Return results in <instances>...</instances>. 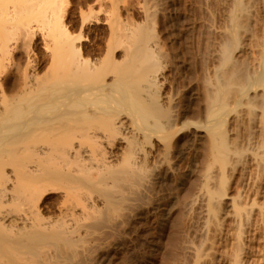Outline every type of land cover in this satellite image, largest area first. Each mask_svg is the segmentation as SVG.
<instances>
[{
    "label": "bare ground",
    "instance_id": "6f19581e",
    "mask_svg": "<svg viewBox=\"0 0 264 264\" xmlns=\"http://www.w3.org/2000/svg\"><path fill=\"white\" fill-rule=\"evenodd\" d=\"M68 1L0 0V264L92 262L98 238L127 226L134 264H264V0L194 4L181 105L145 24L163 4L142 0L154 2L144 24L108 12L111 43L90 59L65 25ZM187 134L183 170L171 155ZM116 248L99 263L118 264Z\"/></svg>",
    "mask_w": 264,
    "mask_h": 264
},
{
    "label": "rangeland",
    "instance_id": "374dc122",
    "mask_svg": "<svg viewBox=\"0 0 264 264\" xmlns=\"http://www.w3.org/2000/svg\"><path fill=\"white\" fill-rule=\"evenodd\" d=\"M140 2H138V0H126V3L128 4H126L125 3V0H118V2H117V4H116V8H114V6L113 7H110L108 4H107V0H69L67 3L68 4H66V9H65V4H63L64 5V11L65 10H67L66 12H67V15H65V19H64V21H65V25L67 26V28H68V30H69V32L74 36V38L75 37H77L78 38V40L76 41L75 40V43L77 44L78 43V45H80L81 44V46H83L84 45V47L83 48H85L84 49V52L85 53H90L91 54V56H89L88 54H85L86 56L88 55L89 56V58L90 59H95L94 57H96V59H101L102 57H104V55L106 54L105 52H107L106 50H108V49H106L107 48V46H108V48H109V43H111V31H109L110 29H112V19H113V21H114V19L115 20H117V18H118V22L117 23H120V21H122L121 22V24L123 23H127L128 25H130V23H131V25H132V21L134 20L137 24H144L143 22H146L147 20H145L148 16V19L151 21V22H149L150 24L152 23L154 26H155V28H154V26L152 25V26H150L149 25V23H145V24H148V26L150 27V28H154V30L155 31H153L154 33H156V36H157V38L160 40V43H161V45H162V52L164 51V50H166L165 51V53L163 52V54H164V56L165 55H167L168 54V52H169V55H170V53H173V54H175V55H173V54H171L170 56H171V58L169 57V55L168 56H165V58H166V60L169 62V65H170V67L169 68H171V66H172V69H169V74H168V76H169V84H170V86H169V90H174L176 93H178V87L177 86H179L180 87V89L181 88H183L184 87V89H185V85H186V83L187 82H189V78L188 77H186V79L188 78V81H186L185 80V77H184V75H182V73L180 72L181 71V69H182V65H183V61H185V58H186V56H185V58H184V55L186 54V52H187V49H186V46H187V44H188V42H189V37L187 38V36L189 35V34H187V33H189L188 31L186 32V29L187 28H185V30L183 29L184 27H187V25L188 24H190V23H192L193 21H194V19H192V21L190 20H187L189 17H190V19L192 18V16H194V18H195V15H196V7H195V3L197 4V2L198 1H200V0H156V2L154 3L155 4V8H153L152 10H151V12H154L155 11V9L157 10V12L161 9V10H164L163 12H164V14H163V12L160 10L159 12L160 13H162V14H160V18H159V14H157V13H155L154 12V14L156 15V17L153 19L152 17V13H150V14H146V13H149L150 12V9L153 7V3H151L150 4V7L149 6H147L146 7V5H147V0L145 1V4H143L144 3V1H143V3H142V0H139ZM148 1H150V0H148ZM155 1V0H154ZM159 1V4H157V2ZM173 1V2H172ZM188 1L191 3H193V4H190V3H188ZM65 2V1H64ZM115 2V3H116ZM122 2H123V4H122ZM138 2V3H137ZM151 2H152V0H151ZM170 2V3H169ZM70 3V4H69ZM133 3V4H132ZM136 3L137 4H139V5H136ZM148 3H150V2H148ZM187 3V4H186ZM125 4V5H124ZM162 4H163V6H162ZM63 5H62V7H63ZM107 5V6H106ZM119 5H121V7L119 6ZM140 5H142V7L140 6ZM145 5V6H144ZM149 5V4H148ZM152 5V6H151ZM194 5V6H193ZM125 6H127L126 8L123 7ZM159 6V7H158ZM160 6H162L161 8H160ZM171 6V8H169ZM189 6V7H188ZM197 6V5H196ZM130 7V8H129ZM136 7V8H135ZM158 7V8H157ZM166 7V8H165ZM108 8L110 9V11H108ZM120 10H119V9ZM139 8V10H137ZM143 8H144V10H143ZM160 8V9H159ZM168 8L171 10H168ZM186 8V9H185ZM193 8V9H192ZM124 9H126V11L124 10ZM128 9V10H127ZM180 10V11H178V10ZM63 10V9H62ZM118 10H119V12H118ZM134 10V11H133ZM135 10L138 12H135ZM142 10V12H139V11H141ZM130 11V12H129ZM147 11V12H146ZM167 11H169L172 15H170V13L169 12H167ZM177 11V12H176ZM66 12L64 13V14H66ZM108 12H109V14L110 13H113L114 14V16H112L111 17V15H110V17H111V20H110V22H109V24H106V23H108L107 21L109 20H107V18L109 17V15H107L108 14ZM126 12V13H125ZM173 12V13H172ZM179 12V13H178ZM182 12V13H181ZM142 13H144V15L142 14ZM165 13H166V15L168 16H166L165 15ZM185 13V14H184ZM130 14V15H129ZM138 14V15H137ZM145 14L147 15L146 16V18H145ZM178 14V15H177ZM183 14V15H182ZM189 14H191V16L189 15ZM142 15H143V17L144 18H142ZM177 15V16H176ZM139 16H141V17H139ZM162 16V17H161ZM173 16V17H172ZM181 16H182V18H181ZM189 16V17H188ZM109 17V18H110ZM124 17V18H123ZM134 17V18H133ZM138 18V19H136V18ZM168 18V20H167V18ZM170 17V18H169ZM177 18V20H176V18ZM184 17V18H183ZM186 17H188V18H186ZM122 18H123V20L126 18V19H128V18H132V20L130 19L129 21L128 20H126L125 19V22L122 20ZM139 18H141L142 20H140ZM175 18V19H174ZM178 18H180L179 20H178ZM159 19H162V23H158V22H161V20L159 21ZM185 21H184V20ZM91 20V21H90ZM137 20V21H136ZM156 20V21H155ZM89 21V22H88ZM133 21V22H134ZM141 21H143V22H141ZM169 21V22H168ZM174 21V22H173ZM177 23H176V22ZM179 21V22H178ZM84 22V23H83ZM88 24H87V23ZM115 22V21H114ZM139 22V23H138ZM148 22V21H147ZM185 23V22H187L186 24H183L182 25V23ZM190 22V23H189ZM136 23H133V25H135ZM164 23V24H163ZM171 23V24H170ZM178 23H181V24H178ZM161 24V25H160ZM166 24H168V25H166ZM85 25V26H84ZM160 25V26H159ZM179 25H182V26H180V28L182 27V29L180 30L179 28H178V26ZM185 25V26H184ZM69 26V27H68ZM110 27V29H107V28H109ZM171 26V27H170ZM184 26V27H183ZM81 27H82V29H81ZM163 27V28H162ZM168 27V28H167ZM169 27H170V29H169ZM173 27H175V28H178L177 30H179V31H176V29L175 28H173ZM158 28H161V31H160V29H158ZM171 28H173L174 30H172ZM158 29V30H157ZM166 29H167V31H166ZM169 29V30H168ZM183 30V31H182ZM161 33L162 32V34H160L159 32ZM163 31H164V33H163ZM168 31H169V33H168ZM110 32V33H109ZM176 32H178V33H176ZM181 32H182V34H181ZM186 32V33H185ZM160 35H159V34ZM171 33V34H170ZM174 34V35H173ZM175 34H179L178 35V37L175 35ZM180 34H181V36H183V37H181L180 36ZM163 37H162V36ZM166 35H167V37H166ZM186 35V36H185ZM177 38H176V37ZM109 37V38H108ZM166 37V38H165ZM169 37V38H168ZM181 37V38H180ZM185 37V38H184ZM163 38V39H162ZM165 38V39H164ZM178 39V40H176V39ZM167 39H170V40H167ZM175 39V40H174ZM166 40V41H165ZM181 40L183 41V43L181 42ZM188 41V42H186V41ZM169 41V42H168ZM173 41H174V43H175V45H174V43H173ZM177 41V42H176ZM171 42V43H170ZM179 42V43H178ZM180 42H181V44L183 45V44H185V46L183 47L181 44H180ZM186 42V43H185ZM84 43V44H83ZM165 43V45L164 46H166V47H168L169 46V44H170V47H168V48H165V47H163V44ZM42 47V43L40 44V43H33V47L31 46L32 45V43L30 44V49H32V52H34L33 54H35V53H37L39 56L37 57V55L35 56L38 60H42L44 63H45V61L47 60H44V57L47 55L46 54V52L44 53L43 52V49L39 46V45ZM83 44V45H82ZM106 45V47H105V49L106 50H104V48H103V46L104 45ZM178 44V45H177ZM86 45V46H85ZM172 45V46H171ZM38 46V47H37ZM97 46V47H96ZM101 46V47H100ZM175 47V49H174V47ZM178 46H180V47H178ZM35 47H37V48H35ZM40 47V48H39ZM182 47V48H181ZM97 48H99V49H97ZM101 48H102V52L104 53V55H103V53L100 51L99 52V50H101ZM165 48V49H164ZM177 48V49H176ZM39 49V50H38ZM40 49H42L41 51H40ZM95 49V50H94ZM97 49V50H96ZM186 50V51H183V50ZM36 50V51H35ZM85 50H88V51H85ZM170 50V51H169ZM172 50V51H171ZM174 50H176V52L178 53V55H176L177 53L175 52L174 53ZM41 52V54L43 55H40V53H38V52ZM96 51V52H95ZM105 51V52H104ZM168 51V52H167ZM95 52V53H94ZM166 52H167V54H166ZM185 53V54H183V53ZM95 55H94V54ZM97 53H98V55H99V57H98V55H97ZM102 55H101V54ZM118 55L120 54V52H118L117 53ZM183 56H182V55ZM20 55H21V53H20ZM45 55V56H44ZM97 55V56H96ZM22 56V55H21ZM21 56H19V54H16L15 56H14V63L15 64H18V63H20V62H22L21 61V59H23V58H21ZM94 56V57H93ZM102 56V57H101ZM172 56H173V58H176L175 60L172 58ZM92 57V58H91ZM101 57V58H100ZM178 57V58H177ZM21 58V59H20ZM41 58V59H40ZM43 58V59H42ZM45 58H47V57H45ZM169 58V59H168ZM180 58V59H179ZM182 58H183V61H182ZM19 59H20V61H19ZM173 59V60H172ZM15 60L17 61V62H15ZM179 60H181V62L179 61ZM19 61V62H18ZM171 63V64H170ZM176 65V67H174L175 65ZM180 68V69H179ZM177 70V71H176ZM179 70V71H178ZM176 71V72H175ZM177 72H179V73H177ZM171 74V75H170ZM181 75V76H180ZM180 78H179V77ZM174 79H176V81L174 80ZM178 79L180 80V81H178ZM171 80H173V81H171ZM175 81V86L177 87V90H176V87L174 86V84H173V82ZM181 84H179L178 82ZM185 81V82H184ZM177 82V83H176ZM183 82H184V84H183ZM173 84V85H172ZM183 85V86H182ZM173 87V88H172ZM181 89L180 91H179V93H178V102L180 103L179 105H181V103L182 102H187V100H189L188 98H187V95H188V92H187V90L185 89ZM182 90H183V94H182ZM186 93V94H185ZM184 95V96H183ZM182 97H183V99H182ZM187 98V99H186ZM181 99V100H180ZM182 101V102H181ZM191 102V101H190ZM186 137V138H185ZM190 137V138H189ZM189 138V139H188ZM189 140V141H187V140ZM192 139V135H189V134H187V135H184V140H182V144L181 145H179V147H177V149H174L173 150V152H172V155H171V157H172V159L174 160V162H175V164L177 165V166H180V168L182 167V166H184V164H185V161L187 160L186 159V156H188V154L186 153V152H188L189 153V151H190V149H191V147H192V145H193V139ZM244 139V138H243ZM246 140V138L244 139V140H242L243 142ZM185 141V142H184ZM186 141H187V143H186ZM184 142V143H183ZM242 142V143H243ZM247 142V141H246ZM246 142H244V145H246L245 143ZM184 145H186L185 147H184ZM188 145V146H187ZM190 146V147H189ZM180 147H182V148H180ZM189 149V150H188ZM182 150H184V151H182ZM188 150V151H187ZM181 152L182 151V154H180L179 152ZM174 153H176L177 154V156H179V157H175L176 156V154H174ZM185 157H184V156ZM189 157V156H188ZM179 158V160L180 161H178L177 159ZM185 160V161H184ZM182 161H184V164H183V162ZM182 169L184 170V167H182ZM199 180V179H198ZM161 187V189H163V191H164V193H163V191L161 190L160 191V189H159V187L157 188V189H155V194H152V195H156V193H157V195H160V196H164V199L166 198L165 196L168 194V189L170 188L169 186H167V187H169V188H166L165 187V185H164V187H162V186H160ZM200 187V186H199ZM165 192L167 193L166 195H165ZM153 193H154V191H153ZM50 195V197H52V198H54L57 194L56 193H53L52 195L51 194H49ZM48 195V196H49ZM149 195V196H148ZM148 195H146L145 197H146V199L148 200H146V202H147V204L148 205H150V204H152V203H154L155 201L156 202H158V201H160L161 200V198L163 199V197H160V196H158V198H157V195H156V197H153L151 194H148ZM47 196V197H48ZM49 197V198H50ZM154 198V200H152ZM160 199V200H159ZM163 199V200H164ZM152 202V203H151ZM155 202V203H156ZM134 227V226H133ZM132 226L131 227H129V226H127V228H122V229H120V231H118V232H116V233H119V234H121L120 236H122L123 234H124V236H122V237H120V236H118L117 234H115V233H111V234H109V235H106V236H101L100 238H98V239H101L100 240V243L98 244L97 242L99 241L98 239H97V245H98V248H101L100 250L96 247L97 245H93V246H91V248L90 249H97V250H95V251H97V254H98V256H97V254H96V252H93L92 250H90V253L91 254H93L94 256H96V257H98V258H96V257H94L93 256V261L91 262V258L90 257H92L91 255L89 256V257H87V259H86V261H85V259H84V261L81 263V264H93V262H94V258H95V260L97 261V263L98 264H100V263H102L101 262V259L100 258H102V253L104 252V250H106L105 248H107V247H109V246H114V248H116L117 250H118V252H119V256H118V264L120 263V264H134V260H135V258L134 257H132L131 258V261H130V258H129V256L131 257V256H133V252L136 254V251L135 250H133L134 249V247H135V245H136V243H135V239H134V235H135V227L133 228ZM124 231V233H123V231ZM123 233V234H122ZM126 233V234H125ZM125 235H127L126 237H125ZM129 235V236H128ZM104 237V238H103ZM113 239H112V238ZM116 237H117V239H116ZM129 237V238H128ZM105 238H107V239H105ZM133 238V239H132ZM103 239L105 240V241H103ZM111 239V240H110ZM114 239H116V240H114ZM122 239H123V241H124V243H126V244H124L123 243V241H122ZM126 239V240H125ZM118 240H121V241H118ZM199 239H197V242H199L198 241ZM94 241H96V240H94ZM102 241V242H101ZM106 241H108L107 243H106ZM117 241V242H116ZM128 243H127V242ZM130 241V242H129ZM133 241V242H132ZM105 244H104V243ZM122 242V243H121ZM96 243H94V244H96ZM102 243L104 244V245H102ZM109 243V244H108ZM100 244H101V246H103V248H104V250L102 251V247L100 246ZM106 244H108L107 246H105ZM130 245V246H129ZM134 245V246H133ZM100 246V247H99ZM105 246V247H104ZM125 246V247H124ZM133 246V247H132ZM121 248H124V249H122L121 250ZM125 248H126V250H125ZM127 248H129V249H127ZM131 248H132V250H131ZM120 250V251H119ZM132 252H131V251ZM123 251H126V253L125 252H123ZM121 252H122V254H121ZM127 252H129L128 254H127ZM101 254V257H99L100 256V254ZM124 253V254H123ZM135 254H134V256H135ZM125 255V256H124ZM123 257H125V258H123ZM126 257H127V259H126ZM136 257V256H135ZM90 259V260H89ZM119 259H120V261H119ZM122 259V260H121ZM129 259V260H128ZM98 260H100V261H98ZM190 260V259H189ZM96 261L94 262V264H97L96 263ZM130 261V262H129ZM100 262V263H99ZM123 262V263H122ZM192 262V259H191V261H189V263L188 264H192L191 263ZM115 264H117V263H115Z\"/></svg>",
    "mask_w": 264,
    "mask_h": 264
}]
</instances>
